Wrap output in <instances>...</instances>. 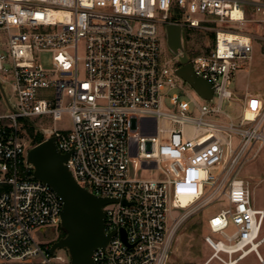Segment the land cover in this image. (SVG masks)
<instances>
[{
  "label": "built area",
  "instance_id": "built-area-1",
  "mask_svg": "<svg viewBox=\"0 0 264 264\" xmlns=\"http://www.w3.org/2000/svg\"><path fill=\"white\" fill-rule=\"evenodd\" d=\"M169 25L214 34L194 58L184 36L194 74L212 86L211 100L195 91L200 104L181 86L183 52L162 62L161 33L165 39ZM0 32L8 49L0 52V72L11 74L15 100L7 97L0 113V263L71 264L66 251L50 254L51 243L35 238L61 227L63 203L34 178V146L19 126L67 116V131L37 134L70 153L66 165L78 184L115 200L103 208L112 236L94 251V264H167L173 211L183 209L182 199L198 203L217 193L227 205L208 227L224 238L205 243L230 258L255 254L264 264V210L252 207L249 185L238 178L254 147H264V98L246 92L238 119H215L223 102L236 98L231 83L264 33V2L0 0ZM0 82L5 90L7 76Z\"/></svg>",
  "mask_w": 264,
  "mask_h": 264
},
{
  "label": "rangeland",
  "instance_id": "rangeland-1",
  "mask_svg": "<svg viewBox=\"0 0 264 264\" xmlns=\"http://www.w3.org/2000/svg\"><path fill=\"white\" fill-rule=\"evenodd\" d=\"M187 48L191 58L198 55H203L207 49V44L213 42L214 34L207 35L196 31L188 30ZM264 38V36L262 37ZM256 38L254 40V51L251 60L246 63L244 70L236 73L234 80L231 83V90L235 92L234 100H225L222 105V114L215 117L219 120L238 119L241 114V101L246 92L251 94L261 95L264 98V40ZM7 35L0 32V52L7 54L8 49L5 46ZM172 59V54L169 51L164 35L161 33V60L162 62ZM5 69H11V63L4 61ZM174 66V64L172 65ZM0 76H7V83L5 85V93L12 102L11 82L13 78L10 73L6 74L0 72ZM181 83V81H179ZM186 92L190 93L192 97L200 104L202 100L198 97L191 86L185 82L181 84ZM177 93L181 91L175 90ZM213 102H207L209 106H213ZM7 106L0 96V113L7 111ZM193 113V108L191 110ZM21 134L31 146H35L36 137L44 138L43 135L37 134L42 129H57L62 132L67 131L70 127V122L67 116H64L61 121L53 122L50 117L36 119L33 121H19ZM37 145V144H36ZM138 173L139 170H137ZM148 173H141V176L149 177ZM238 178L243 179L251 190L252 207L256 210H264V147L258 149L254 147L248 159L242 164L238 171ZM227 205V201L223 195L217 193L212 198L208 195L204 200L198 203L189 204L186 208L176 209L169 220L170 230L172 232L171 238V253L167 264H262L255 254L246 256V258L239 259V254L233 255L230 258L227 254H218L221 260L216 258L213 261V251L205 243V238L211 236L215 241L223 240V234H212L208 227L210 218L220 213ZM64 235V230L60 227L45 228L35 234V238L41 244H48L57 241ZM44 245V246H45ZM264 258V246L260 249ZM60 254H66L64 250H60ZM0 264H20V263H0Z\"/></svg>",
  "mask_w": 264,
  "mask_h": 264
},
{
  "label": "water",
  "instance_id": "water-1",
  "mask_svg": "<svg viewBox=\"0 0 264 264\" xmlns=\"http://www.w3.org/2000/svg\"><path fill=\"white\" fill-rule=\"evenodd\" d=\"M164 32L165 42L171 54L177 55L178 50L184 53L179 59L181 67L176 74L201 98L211 100L212 86L194 74L185 53V30L169 25L164 28ZM0 94L8 104L1 82ZM69 157L70 153H61L54 137L35 145L28 152V161L34 167V178L51 187L63 203L61 228L65 236L50 245V254L64 250L68 253L71 264H94V251L105 247L112 236L104 231L103 208L115 200L95 196L78 184L67 168Z\"/></svg>",
  "mask_w": 264,
  "mask_h": 264
},
{
  "label": "bare ground",
  "instance_id": "bare-ground-1",
  "mask_svg": "<svg viewBox=\"0 0 264 264\" xmlns=\"http://www.w3.org/2000/svg\"><path fill=\"white\" fill-rule=\"evenodd\" d=\"M249 118H250V117H249ZM181 203H182L181 208H186L187 206H189V204H188L189 201H188L187 199H182ZM213 252L215 253V255H213V257L210 259L209 263H210L211 261H213V259L216 258V257H217L216 259H218V257H219L218 254H220V253L222 252V250H221L220 248H217V251H216V252L213 251ZM249 255H251V254L246 253L244 258H246V256H249ZM218 260H219V259H218ZM207 264H208V263H207ZM226 264H229V263H226ZM232 264H233V262H232Z\"/></svg>",
  "mask_w": 264,
  "mask_h": 264
},
{
  "label": "trees",
  "instance_id": "trees-1",
  "mask_svg": "<svg viewBox=\"0 0 264 264\" xmlns=\"http://www.w3.org/2000/svg\"><path fill=\"white\" fill-rule=\"evenodd\" d=\"M43 141V139L41 138V137H36V140H35V145L36 144H39V143H41ZM0 192H1V190H0ZM65 236V232H64V235H63V237Z\"/></svg>",
  "mask_w": 264,
  "mask_h": 264
},
{
  "label": "crops",
  "instance_id": "crops-1",
  "mask_svg": "<svg viewBox=\"0 0 264 264\" xmlns=\"http://www.w3.org/2000/svg\"><path fill=\"white\" fill-rule=\"evenodd\" d=\"M249 1H253V2H264V0H249ZM264 36V33H262V34H260L258 37L259 38H262ZM263 40H264V38H262ZM213 254H214V252H213ZM212 263V262H211ZM210 263V264H211Z\"/></svg>",
  "mask_w": 264,
  "mask_h": 264
},
{
  "label": "snow or ice",
  "instance_id": "snow-or-ice-1",
  "mask_svg": "<svg viewBox=\"0 0 264 264\" xmlns=\"http://www.w3.org/2000/svg\"><path fill=\"white\" fill-rule=\"evenodd\" d=\"M253 104L255 105V102H253Z\"/></svg>",
  "mask_w": 264,
  "mask_h": 264
}]
</instances>
